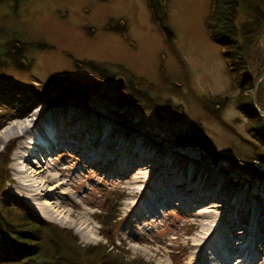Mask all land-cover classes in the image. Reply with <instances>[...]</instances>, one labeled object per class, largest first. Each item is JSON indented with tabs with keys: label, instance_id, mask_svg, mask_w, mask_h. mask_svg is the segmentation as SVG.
<instances>
[{
	"label": "rangeland",
	"instance_id": "rangeland-1",
	"mask_svg": "<svg viewBox=\"0 0 264 264\" xmlns=\"http://www.w3.org/2000/svg\"><path fill=\"white\" fill-rule=\"evenodd\" d=\"M10 6L13 14L7 19L1 17L5 9H0V45L14 41L7 58H15L16 62L13 69L0 72V86L15 83L26 88L24 95L31 97L30 92L48 90L49 95L55 97L59 91L51 81L56 79L64 89L76 87L87 93L82 98L84 104H78L72 93L60 106L50 107L39 99L30 102L23 95H17L21 93L18 89L4 97L0 95V136L8 125L23 122L37 110L48 114L43 118L45 121L50 112H56L59 134L65 133L61 138L58 133L52 135V127L56 125L46 122L54 136L51 144L45 145L48 152L39 153L38 143L35 148L30 146L29 162L22 164L24 173L18 177H14L11 170L20 139L0 142V153L8 149L7 179L0 204L17 199L40 219L70 230L80 245H94L103 241L95 220L103 208L102 202L105 198L109 201L117 198L111 236L113 245L126 254L127 259H141L146 264H187L201 222L187 200L198 202L201 197L207 203L221 205L224 202L215 200L212 197L215 192L192 180L189 174H181V168L170 169L162 157L174 155L204 164L222 178L224 187L232 191L231 199L241 200L245 195L250 204L263 202L264 196L257 192H264V188L258 189L257 183L264 181V175H260L261 170L264 174V155L261 162L251 159L249 166L241 167L224 158L212 160L198 147L176 143L179 137L195 131L197 139L205 141L215 153L227 156L235 148L246 149L244 140L251 141L247 120L234 107L236 93L229 91L219 49L204 32L209 0H165V27L170 32L169 40L166 37L165 40L169 45L164 44L163 36L150 21L145 0H17ZM117 20L124 22L126 41L119 35ZM118 78L121 84L116 82ZM114 82L117 87H123V95ZM169 88L181 93L183 98L169 94L170 91L167 93ZM130 89L133 95L143 98L167 100L169 105L175 106L176 118H157L137 103H130L129 95L126 96ZM188 91L202 100L216 97L211 104L215 109L211 108L210 112L221 121V126L205 117L208 115L195 105ZM67 113L103 123L99 128L101 136L110 126L116 130L113 140L100 143V134L92 136L86 132V127H75L65 118ZM76 117L72 120H77ZM38 134L33 130L28 141L33 142ZM135 135L142 137L145 145L133 142ZM90 142L94 145L89 146ZM102 145L108 146L107 153L111 151L112 158L108 156L107 161L102 157L94 161L82 155L89 148L98 149L99 154ZM134 148L135 156L131 152ZM155 154L160 164L155 166L154 160H147L150 168L145 167L139 174L143 179H150V187L145 188L141 182L130 184L131 177L122 179V173L133 166L131 162L138 165ZM114 159H120V163H127L128 167L115 166ZM36 173L45 180L56 178V181L46 184L37 197H31L18 187V182L35 184L41 179ZM162 185L185 190L187 200L181 205L178 200L156 198L155 201V188L167 192ZM254 194L258 197L254 198ZM146 195L153 199V211L145 204ZM141 212L144 214L139 215ZM259 218V229L264 232L263 212ZM240 229L233 228L231 232Z\"/></svg>",
	"mask_w": 264,
	"mask_h": 264
},
{
	"label": "trees",
	"instance_id": "trees-1",
	"mask_svg": "<svg viewBox=\"0 0 264 264\" xmlns=\"http://www.w3.org/2000/svg\"><path fill=\"white\" fill-rule=\"evenodd\" d=\"M16 1L0 0V9H5L1 16L3 19L13 14L10 4H15ZM145 6L150 21L163 36L164 44L169 45L167 37L170 38V32L165 27V0H145ZM115 24L120 31L119 35L126 41L124 22L117 20ZM203 28L207 39L219 49L229 91L236 93L234 107L247 120V132L251 141L242 140L247 148H235L227 156L215 153L205 141L197 139L195 131L179 137L176 143L198 147L212 160L224 158L241 167L249 166L251 159L261 162L264 155V117L258 115L256 110L264 112V77L257 83L254 103L251 96L255 81L264 71V0H209ZM13 42L6 41L0 45V72L14 68L16 59L7 58L8 54L11 55L9 46H14ZM174 58L179 61L175 55ZM95 73L101 77L100 72ZM101 79L105 80L103 77ZM51 82L55 90L59 91L55 97H51L48 90L35 94L30 92L31 97L24 95L26 88L15 83L0 86V95L4 97L11 94L13 89H18L21 93L17 95H23L30 102L39 99L38 101L50 107L60 106L68 95L74 93L78 104H84L82 98L87 93L85 90L76 87H68L70 90H67L59 86L56 79ZM117 88L119 94L123 95V87ZM166 92L183 98L181 93L172 92L170 88ZM127 94L130 103H137L141 109L153 112L157 118H176L173 112L176 108L169 105L167 100L158 102L156 98L147 99L138 94L133 95L132 89L126 96ZM187 95L191 96L198 108L204 110L208 120L222 125L214 113L210 112L215 109V105L211 104H214L216 97L202 100L191 91ZM253 140L259 145H255ZM7 154L8 149L0 153V194L7 179ZM115 201L105 198L102 202L103 208L95 220L103 241L94 245H80L70 230L40 219L17 199L9 204H0V264H146L141 259H127L126 254L113 245L111 230L117 214Z\"/></svg>",
	"mask_w": 264,
	"mask_h": 264
},
{
	"label": "bare ground",
	"instance_id": "bare-ground-1",
	"mask_svg": "<svg viewBox=\"0 0 264 264\" xmlns=\"http://www.w3.org/2000/svg\"><path fill=\"white\" fill-rule=\"evenodd\" d=\"M46 115L48 114L45 113L43 110H39V111L37 110L36 112H32L30 115L27 116V118L23 120V122H15L14 124L8 125L2 136H0V142H7L8 140L14 138L20 139L19 142L17 143L18 145L13 155L11 171L14 177L15 176L18 177L21 173H24V169L21 168V166L23 163L29 162V155H27V153L30 152L31 147L35 148L34 146H36L38 143L39 147H37V151L39 150L38 151L39 153L46 154L49 148H45V145L47 147L49 144H51L50 141L51 139H53L52 137H54L57 133L59 134L60 130L58 129V120L56 119L57 113L50 112L49 117L45 121L43 120V118ZM74 115L77 114L67 113L65 115V118L68 120V122L75 124V127L78 126L86 127V132H88L92 136L95 133H97V135L100 134L99 128L102 127L101 124L103 123L98 124V122H95L94 120L90 121L87 117L86 118L81 116L76 117ZM74 117H76L75 119L77 120H72V118ZM46 122H48L49 125L50 124L56 125L52 127L54 128L52 133V135L54 134V136H51L50 130L48 129L47 125H45ZM90 122L94 124L92 125L90 124ZM33 130L37 131V133L39 134L38 137L34 139L33 142H29L28 140L31 139L32 137L31 133ZM113 133L116 134V130H114L110 126L107 127V132L103 133V136H101L102 134H100L101 136V139L99 140L100 143L109 142V139L113 140L114 137ZM64 136L65 133L61 134V136L59 134L58 137L61 138ZM139 138H140L139 135H135V137H132L131 140L141 145L143 144L145 145V143L142 142L141 140L142 137L141 139ZM99 141L96 142L95 145L99 144ZM93 145L94 142L89 143V146H93ZM151 147H152L151 149L155 148L154 150L156 151L158 150V147H153V146ZM100 148H101L100 152L103 153V155H100L101 153L98 154L99 151L98 149L90 150V148L89 150L86 151L85 154L82 153V155L86 156L87 158H93L94 161H96L100 157L104 159L103 161H107L109 153H111V151H109L108 153L106 152L105 149L108 148V146L102 145ZM89 151H91V153H88ZM31 152L33 153L32 149ZM131 152L134 153L133 154L134 156L135 154H137L135 148L131 150ZM109 157L112 158V156ZM154 157H153L154 159L148 158L145 161L143 160L144 162H140V163L138 162V165H135L137 164L135 162L134 163L131 162L133 166L130 167H128L127 163L121 164L119 161L120 159H114L112 163H114L115 166H121V168L128 167L126 169L127 173L125 172L122 173L123 174L122 179H126V178L129 179L131 177L132 180L129 182L130 184L141 182L143 183L142 185L146 188V186L150 187L149 184L150 179L149 178L143 179V177L140 176L139 174L141 170L144 169L145 167L146 169L147 167L150 168V166L146 165L147 160H154V162L156 163L155 166H158L157 164H160L155 160V159L159 160L157 154H155ZM163 160L166 161V165L168 167H171L170 169H173V167L179 169L181 168L180 169L182 170L181 174H185V173L189 174L190 175L189 177H191L192 180L195 179L200 183V185H204L206 189L214 191L215 193L214 195L212 194V197L215 200L224 202V204L221 205L214 203L212 204L209 202L207 203V200L206 202H204L203 198L200 197V200L203 202L198 203L201 201L200 200L198 202L192 201L193 199L187 200V198L185 197V195L187 194L186 191L179 187H177L176 189H170L167 186L164 187L162 185L164 188L167 189V192H165L166 190L164 191L163 189L155 188L156 193L153 194L155 201L156 198H160V199L162 198L166 200L169 199L168 201L178 200L180 201V205H181L183 201L187 200V202L191 203L192 205L191 208L192 213H194L197 217L201 219V222L198 224L199 231L197 235L194 237L193 242L191 244L192 251L189 255L187 264H250L252 261L254 262L256 261L257 262L256 264H264V232H262L259 229L261 224L259 216L261 212L264 213V199H262L263 204L259 202L250 204L249 202H247V198H245V195L242 194L244 195V199L239 200V198L238 199L236 198L233 200V198L232 199L230 198L232 191H229L226 187H224V182L222 181V178L218 177L215 174V172H213L209 167H206L204 164L192 162L190 161L189 158L175 157L174 155H169L167 158L162 157V161ZM125 165L127 166L125 167ZM38 168H42V166ZM261 171H260V175H264L263 172ZM36 174L41 179L39 182L35 184H22L21 182H18V187H20L21 190L29 194V196L31 197H37L38 195H40L41 192H43L45 188L44 186L46 184H48L49 182L56 181V178H50L49 180H45L44 176L42 177L41 175H39V173ZM226 180L228 181V179ZM180 186H182V184H180ZM257 188L263 189L264 181L257 183ZM49 192L53 193V191H49ZM236 193L237 192H234V194ZM257 193L262 194L264 196L263 191L262 192L258 191ZM43 194L44 196H48L46 195V193ZM207 197L209 196L207 195ZM253 197L254 198L258 197V194H254ZM144 201L145 204H147V207L150 208L149 210L153 211L154 206L151 202L153 201L152 197L150 195H146ZM227 208H229V210H227ZM35 211L39 213L38 210ZM141 214H144V212L139 213V215ZM237 227L241 229L237 232H231L233 228H237ZM232 240H236V241L232 242ZM233 256L234 257L237 256V257L233 261H231V258Z\"/></svg>",
	"mask_w": 264,
	"mask_h": 264
},
{
	"label": "water",
	"instance_id": "water-1",
	"mask_svg": "<svg viewBox=\"0 0 264 264\" xmlns=\"http://www.w3.org/2000/svg\"><path fill=\"white\" fill-rule=\"evenodd\" d=\"M264 77V71L259 75L258 79L255 81L254 83V86H253V92H252V96H251V99H252V102L254 103V94H255V89H256V86H257V83ZM116 82L118 84H121V79H117ZM256 112L258 113V115L260 116H263L264 117V112H261V111H258L256 110Z\"/></svg>",
	"mask_w": 264,
	"mask_h": 264
}]
</instances>
